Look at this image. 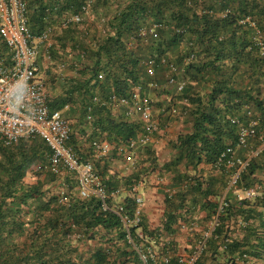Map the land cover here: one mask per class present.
Instances as JSON below:
<instances>
[{
	"label": "trees",
	"instance_id": "1",
	"mask_svg": "<svg viewBox=\"0 0 264 264\" xmlns=\"http://www.w3.org/2000/svg\"><path fill=\"white\" fill-rule=\"evenodd\" d=\"M26 2L32 35L39 37L52 29L51 43H43L42 53L62 73L47 71L51 87L58 90L51 92L50 109L63 111L72 123L68 145L79 155L90 154L89 146L96 140L126 142L143 133V125L128 118L123 107L111 106L113 97L130 98L133 87L141 85L144 94L157 91L158 97L170 99L160 104L161 116L176 107L191 124L190 133L173 144L177 155L167 164L169 170L176 171L183 163L196 170L201 164L215 165L228 147L237 148L240 130L256 121V138L245 150L259 153L251 158L237 186L254 188L255 174L264 172V0ZM89 2V15H85L83 9ZM81 14L83 23H66L67 16ZM91 17L94 21L89 23ZM5 56L7 49L0 39V58ZM146 61H154V77L147 76ZM170 65L177 68L176 80L185 83L180 92L167 86ZM153 82L161 89H153ZM96 96L99 103L94 101ZM89 106L92 113H88ZM235 119L239 124L233 123ZM49 154L48 144L40 137L0 145V264H141L121 218L105 212L97 197L82 199L75 176L69 174L58 184V176L36 173V183L26 182ZM156 156L151 147L142 148L126 178L114 175L107 179L105 171L112 157L96 167L112 193L131 189L145 177L151 179L157 171ZM114 157L124 162L116 153ZM220 171L229 178L231 171ZM175 179L180 185L198 178L176 174ZM216 182L210 179L205 185L199 182L181 190V204L192 192L217 198ZM52 183L56 190L45 188ZM259 199L256 206L264 210V197ZM122 201L132 215L134 195ZM226 202L228 206L219 215L220 204L207 203L209 217L219 216L220 222L202 261L210 253L216 263H232V255L242 248L246 255L264 260L263 213L252 207L244 209V203L231 198ZM108 204L112 207L116 201L112 198ZM238 216L248 222L260 218V227L245 222L248 225L240 242L233 240L227 227ZM131 234L137 241L136 229ZM226 239V249L220 253Z\"/></svg>",
	"mask_w": 264,
	"mask_h": 264
},
{
	"label": "built area",
	"instance_id": "2",
	"mask_svg": "<svg viewBox=\"0 0 264 264\" xmlns=\"http://www.w3.org/2000/svg\"><path fill=\"white\" fill-rule=\"evenodd\" d=\"M90 4L91 2L84 7L83 14L89 15ZM83 14L67 16L66 23H83ZM52 33V29H48L39 37L32 35L26 0H0V39L7 49V56L0 58V145L10 146L36 137L44 140L50 148V154L45 163L35 166L33 172L62 176V172L65 171L68 175L75 176L78 195L82 199L97 197L103 201L105 212L111 211L121 218L128 232L129 244L134 247L141 264H207L202 260L209 248L210 239L219 225V216L214 217L211 225L208 221L202 229L200 227H202L203 217L194 209H192L194 213L189 218L179 219L177 231L191 234L189 244L183 251H179L176 239L168 238L161 228L154 230V228L146 229L143 226L146 195L141 191L150 187L147 183L150 178L145 177L129 189L134 195L136 204L130 215L126 212L121 200L123 195H125L124 200L129 195L124 189L108 193L106 184L96 167L98 162L107 160L116 153L124 159L127 168H134L135 154L152 144L155 136L162 131L161 121L155 118L156 108L150 96L143 93L141 85L133 87L130 98L113 97L111 106L120 105L125 109V115L128 118L139 121L143 125L142 134L126 142L96 140L89 146L92 151L88 155H79L73 147L68 145L73 133L72 123L64 117L63 111L50 109L51 94L46 83L39 76L40 44L51 43ZM151 33L154 34V31L152 30ZM141 35L146 36V31H142ZM129 45L132 46L133 42ZM143 65L147 76L154 77V61H146ZM169 69L171 75L167 86H174L177 92L182 91L185 83L177 81L174 77L177 74V68L170 65ZM99 78L103 79V76L100 75ZM150 86L153 89H161L155 82ZM94 101L99 103V97L96 96ZM92 111L93 108L89 106L88 113ZM167 115L183 118L181 111L176 107H172ZM233 123L239 124V121L235 119ZM256 126L257 122L252 121L248 128H242L237 148L228 147L214 165L217 170L231 171L227 185L229 192L237 189L251 158L259 153V151L250 150L245 158L238 155L239 151H246L249 142L256 138ZM151 177L156 178L158 190L162 191L166 198L171 201L176 198L177 191L168 183L166 177L157 172L152 173ZM197 178L183 184V189L189 186L195 187L199 182L205 185L201 177ZM256 194L255 187L244 191L245 198L248 199L255 197ZM112 198L116 204L111 207L108 200ZM227 206L226 200H222L218 215ZM188 210L189 208L185 206L182 213L187 214ZM133 229L137 231V241L132 237ZM228 239L224 240L221 251L226 249L225 244Z\"/></svg>",
	"mask_w": 264,
	"mask_h": 264
},
{
	"label": "crops",
	"instance_id": "3",
	"mask_svg": "<svg viewBox=\"0 0 264 264\" xmlns=\"http://www.w3.org/2000/svg\"><path fill=\"white\" fill-rule=\"evenodd\" d=\"M49 78H50V73L47 72V83L49 84ZM51 86V85H50ZM52 88V87H51ZM49 89V88H48ZM53 89V88H52ZM50 92H52V90L49 89ZM58 90H54L53 89V93H55ZM52 93V94H53ZM157 93V92H156ZM156 95V94H155ZM154 94H150L149 96H155ZM165 99H164V98ZM157 101L159 103H168L170 101V99L167 100V96H159L157 97ZM167 100V101H166ZM165 108L166 105H164ZM161 110V108H160ZM155 116L156 112H155ZM158 119V117H157ZM160 120V119H158ZM161 123H163L162 120H160ZM169 123V121H168ZM176 125L181 129H178L177 135H174V137H172L168 132V129L166 130L165 128H167V126H164V130H162L159 134H157L152 142V144H150L148 147H151L153 149V151L157 154L156 158H157V173L161 174L162 176L166 177L168 180V183H170L177 191V195L176 198L172 201H169L168 199H166L164 193L162 191H160V194L157 195V191L156 193L153 194H149L146 191V207H145V217H144V224L143 226L147 229H157V228H161L163 230V233H166V236L168 238H174L176 239V243L179 246V251H183L185 246L189 244V242L191 241V234L190 233H183V232H178L177 228H178V221L179 219L182 218H189L191 216V214H193L194 212L192 211V209H194L197 213L201 214L202 220H201V226L200 229H202L206 223L208 221H210V225L213 221V217L210 218L209 217V212L210 209L207 208V203L211 201H217L219 204L222 200H226L227 198H231V200L233 201H237V202H242L245 204L244 209H246V207H252L255 209V211H258L259 213L262 212L263 213V218H264V210L259 207L256 206L257 202L260 201L259 198H263L264 197V173H256L255 174V178H254V187L257 190V194L255 197L248 199L245 198L244 195V189H235L231 192L227 191V185H228V179L227 176L223 175L220 170H217L214 165H210V164H201L198 169H194L192 167H187L186 164H180L178 169L176 171L174 170H169L167 167V164L174 160L176 155H177V151L173 149V144L175 142H177L178 137H180L182 134H188L190 133V128H191V124L189 122H187L186 118H180L179 123H176ZM84 136L81 135V138H83ZM166 150H163L164 148H166ZM169 147L171 149H169ZM248 155V153H247ZM167 156V157H166ZM163 157L166 159V161H162ZM155 165V164H154ZM114 164L112 162H110L107 165L106 171H105V176L107 177V179H110L112 176L115 175L114 173ZM230 171V170H229ZM192 172V173H190ZM176 174H180L183 177L185 176H191L194 174V176H198L201 177L202 180H204L205 182H209L210 183V179L211 180H217V182L215 183L217 185V187L219 188L220 194L217 198L210 197L209 196H200L195 194L194 192H192L190 195H185V201L183 204L182 203V196H181V190H183V183L177 184L175 183L176 179H175V175ZM224 177H223V176ZM116 176V175H115ZM30 177V174H28L27 178ZM26 178V181L28 182V179ZM148 185L150 186V183L153 184L156 182L155 181H149L147 182ZM31 184H34L31 183ZM125 193L128 194L129 196L132 194L129 189L124 188ZM142 192V191H141ZM145 195V194H144ZM184 199V197H183ZM196 200L197 203H193V201ZM203 205V206H202ZM187 206L188 213L187 214H183L182 211L184 209V207ZM243 210V209H242ZM210 218V219H209ZM259 217H257V219H253L252 221H247L245 220L243 217L238 216L236 219H232L231 221L227 222V227L230 228V233L229 235H231V237H233V240H236L238 242L242 241L245 237V231H246V227L248 224H246L245 222L250 223L253 226H258L260 227V221H259ZM238 221V222H236ZM244 222V223H243ZM228 229V228H227ZM188 242V243H187ZM187 243V244H186ZM222 246V245H221ZM221 248V247H220ZM220 253H221V249ZM246 248H242V250L239 252H237L236 254H233L231 258L232 259V263L231 262H225V263H216L214 260L210 259V262L207 264H264V260L263 259H258V258H253L251 255H246ZM210 251V246L207 249L206 253ZM229 260V257H228ZM231 261V260H230Z\"/></svg>",
	"mask_w": 264,
	"mask_h": 264
},
{
	"label": "rangeland",
	"instance_id": "4",
	"mask_svg": "<svg viewBox=\"0 0 264 264\" xmlns=\"http://www.w3.org/2000/svg\"><path fill=\"white\" fill-rule=\"evenodd\" d=\"M94 21V18H92L91 17V19H90V22L89 23H92ZM54 41H55V38H54ZM46 48V45H43V44H40V54L42 55V54H44V53H42V51L44 50ZM40 67H41V69H40V78H42L43 80H44V82L45 83H47V71H48V69H51V71H53V73H57V74H61L62 72L61 71H59V70H57L56 69V67L55 66H53L51 63H50V61L48 60V58H47V55L46 54H44L43 56H41V58H40ZM46 86H47V88H49L50 90H52V93H53V89L51 88V86L49 85V84H46ZM157 92V91H156ZM156 92H154V91H150L149 93L151 94H156ZM158 93V92H157ZM50 94H51V92H50ZM158 97V95L156 94L154 97L153 96H150V98L153 100V103H154V107L156 108V115L157 116H155V118L157 119V117H158V119H160V120H162L163 121V123H161V129L162 130H164V126L166 127L167 126V128H165L166 130L168 129V132L167 133H169L172 137H174V135H177V132H178V129L177 128H179L177 125H176V123H179V121H180V116L179 117H169L168 115H165V116H161L160 115V108H161V106H160V104L162 105V103H159L158 101H157V98ZM164 98V97H163ZM165 99V98H164ZM165 119H167V120H165ZM168 121H169V123H168ZM180 129V128H179ZM181 130V129H180ZM167 149V147L166 148H164L163 150H166ZM169 149H171L170 147H169ZM157 155V154H156ZM238 155L241 157V158H245L246 156H247V152L246 151H239L238 152ZM111 157L113 158V160H110V162H112L113 164H114V173H115V175L116 176H119V177H121V178H126V177H128L129 176V174H131L132 173V171L134 170V168H127L126 166H125V164H124V162L123 161H121L120 160V158H118V159H116L115 157H114V154L113 155H111ZM167 157V156H166ZM157 159V158H156ZM162 161H166V159L163 157V159H162ZM33 169H35V167L33 168ZM190 173H192V172H190ZM30 177L29 178H27L28 179V182L27 183H29V184H31V183H36V181H38L39 180V178L36 176V173L35 172H33V171H31L30 173ZM68 174L64 171V172H62V176H58L59 177V181H57V183L58 184H62V179H65L66 178V176H67ZM191 176H194V174L193 175H191ZM198 177V176H197ZM42 180L43 179H45V177H44V175H42V178H41ZM155 181L156 182V185H155V183H153V184H151L150 183V187L148 188V189H144V190H142V192L141 193H144L145 195H146V191L149 193V194H153V193H156V191H157V195H159L160 194V190H158V187H157V181H156V178L155 177H153V178H151V179H149V181ZM57 186V185H56ZM56 186H55V183H52V184H48V185H46L45 186V188L46 189H48V188H50L51 190H56L55 188H56ZM58 191V190H57ZM122 198L124 199L125 198V195H123L122 196ZM123 199H121V200H123ZM204 262H206V263H209L210 262V253L208 254V256H207V258H206V260L204 261Z\"/></svg>",
	"mask_w": 264,
	"mask_h": 264
}]
</instances>
